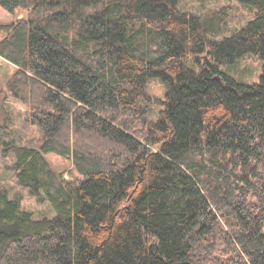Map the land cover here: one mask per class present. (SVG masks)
Instances as JSON below:
<instances>
[{"label": "trees", "instance_id": "trees-1", "mask_svg": "<svg viewBox=\"0 0 264 264\" xmlns=\"http://www.w3.org/2000/svg\"><path fill=\"white\" fill-rule=\"evenodd\" d=\"M237 1L254 17L216 39L180 0H0L31 13L0 23V57L41 137L13 169L56 212L0 185V264H264V0ZM245 54L256 82L224 68Z\"/></svg>", "mask_w": 264, "mask_h": 264}, {"label": "rangeland", "instance_id": "rangeland-1", "mask_svg": "<svg viewBox=\"0 0 264 264\" xmlns=\"http://www.w3.org/2000/svg\"><path fill=\"white\" fill-rule=\"evenodd\" d=\"M178 8L182 11L204 15L206 18L215 17L212 38H222L233 34L247 24L254 17L255 10L239 3L237 0H180ZM221 11L222 13H220ZM31 14L25 9H16L9 13L0 6V23H9L17 18ZM38 16L37 14H32ZM2 36L3 33L0 32ZM224 68L236 79L247 83L256 82L261 73V61L255 55L245 54L232 65ZM15 67L0 57V185L5 187L10 197L18 196L21 209L32 213L34 218H53L56 215L53 207L43 198L30 194L29 190L17 183L13 164L15 155L10 151L12 144L37 145L40 134L29 122L31 108L28 104L17 99L7 87V80L14 72ZM148 94L164 100V87L159 78H150L147 83ZM162 105L152 104L150 117L156 119ZM46 158L51 166L70 180L75 177L76 171L69 159L56 154L48 153Z\"/></svg>", "mask_w": 264, "mask_h": 264}]
</instances>
